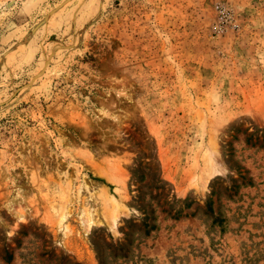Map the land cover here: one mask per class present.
<instances>
[{"label":"rangeland","instance_id":"374dc122","mask_svg":"<svg viewBox=\"0 0 264 264\" xmlns=\"http://www.w3.org/2000/svg\"><path fill=\"white\" fill-rule=\"evenodd\" d=\"M0 264H264V0H0Z\"/></svg>","mask_w":264,"mask_h":264}]
</instances>
